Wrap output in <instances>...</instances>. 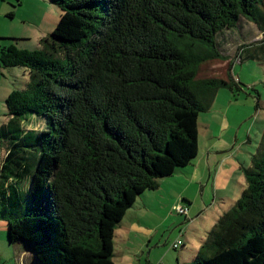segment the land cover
Segmentation results:
<instances>
[{
  "label": "trees",
  "instance_id": "1",
  "mask_svg": "<svg viewBox=\"0 0 264 264\" xmlns=\"http://www.w3.org/2000/svg\"><path fill=\"white\" fill-rule=\"evenodd\" d=\"M48 1L60 18L40 50L0 38L13 42L0 70L28 73L4 99L0 220L27 264H114L124 214L196 159L217 90H239L230 67L196 80L200 64L226 61L217 37L241 19L264 33V0ZM240 170L245 189L200 246L208 257L186 264H264V154Z\"/></svg>",
  "mask_w": 264,
  "mask_h": 264
},
{
  "label": "rangeland",
  "instance_id": "2",
  "mask_svg": "<svg viewBox=\"0 0 264 264\" xmlns=\"http://www.w3.org/2000/svg\"><path fill=\"white\" fill-rule=\"evenodd\" d=\"M59 10L48 0H0V38L17 39L14 43L20 49L40 50L39 39L51 34L58 24ZM9 14H12L11 18L7 17ZM6 39H0V44L13 43L6 42ZM217 41L218 49L226 57V61L216 59L201 63L195 79H226V72L230 67L231 77L237 79L240 86L238 91L233 92L219 88L209 111L198 115L199 157L195 162L198 163L206 154L207 144H217L215 147L220 153L216 155L218 161L215 166L211 165V171H217L219 181L216 187L212 183L207 186L205 197H209V201L205 204V211L198 213V208H202L203 204L200 197H197L198 200H194L191 208L182 200L177 202L182 206H189V214L187 212L180 216L167 209V213L161 215L159 211L155 215L160 226L149 245L151 264H180L181 257L188 263L196 256L206 259L208 255L200 250V246L214 223V217L219 215L218 208H228L234 204L245 189L240 167L250 166L253 156L264 154V33L259 32L252 22L241 19L236 29L220 33ZM249 44H252L249 50L241 52V47ZM27 81L28 73L25 69L14 67L0 70V125L6 122L5 97L13 89H24ZM28 127L38 129L42 124L37 122ZM2 153L0 144V160ZM190 169L191 167L182 171L184 173ZM180 172L173 175L185 176ZM150 194H158V191ZM6 225L0 220V256L13 258L16 246L6 241ZM177 241L181 244L175 250L172 245ZM143 250L144 260L147 259V253L144 248ZM132 254L140 256L138 252ZM25 260L31 262L29 258ZM0 264H5L2 259ZM115 264H118L117 259Z\"/></svg>",
  "mask_w": 264,
  "mask_h": 264
},
{
  "label": "crops",
  "instance_id": "3",
  "mask_svg": "<svg viewBox=\"0 0 264 264\" xmlns=\"http://www.w3.org/2000/svg\"><path fill=\"white\" fill-rule=\"evenodd\" d=\"M216 145L217 144L215 143L207 144L206 154L203 155L197 163L195 160L199 157L198 151L196 159L193 160L192 164L185 168L188 169L191 167V169L186 170L184 173L183 171L185 169L180 172L185 174V176L172 175L163 180L161 179L157 190H145L143 194L135 200L134 205L128 209L126 214H124L118 229H115L114 232V257L112 258L114 264L116 259L118 264H151V248L149 245L151 244L152 238L155 236L158 227L160 226L155 220V215L158 214L159 211L162 215L163 213H167V209L175 211L174 206H181L183 208H187V212L189 214L188 207L190 206L191 208V204L194 200H198L197 197H200L203 204L202 208H198V213L202 210H206L207 207L205 204L209 201V197H205V195H207V186L212 183L213 187H216L217 182L219 181L217 178V171H211V165L213 164L215 166L218 161L216 155L220 153V151L215 147ZM163 186L165 187L161 189ZM160 190L162 193L159 192ZM157 191L158 194H150L151 192ZM146 192L149 194L145 195ZM217 196L218 193L216 191L215 198H217ZM181 200L182 202L188 203L189 206L185 207L184 204L183 206L180 203L177 204V202ZM230 207L231 205H229L228 208H218L217 214L221 216ZM219 215L216 216L220 217ZM217 217H214V222ZM131 246L134 248H131ZM143 248L147 253V259L144 260L142 259L144 255ZM19 250L20 247L16 246V253L13 255V258H2L0 256V259H2L5 264H25L27 252L25 250ZM137 252L140 256L138 254H134L133 256L132 253ZM180 260V264L187 262V260L182 257Z\"/></svg>",
  "mask_w": 264,
  "mask_h": 264
},
{
  "label": "built area",
  "instance_id": "4",
  "mask_svg": "<svg viewBox=\"0 0 264 264\" xmlns=\"http://www.w3.org/2000/svg\"><path fill=\"white\" fill-rule=\"evenodd\" d=\"M174 210H175V212L178 213L179 215H186V213H187L186 208H183V207H181V206H176V207H174ZM180 244H181V242H180V241H177L176 244H173V245H172V248L176 250L177 247H178Z\"/></svg>",
  "mask_w": 264,
  "mask_h": 264
},
{
  "label": "water",
  "instance_id": "5",
  "mask_svg": "<svg viewBox=\"0 0 264 264\" xmlns=\"http://www.w3.org/2000/svg\"><path fill=\"white\" fill-rule=\"evenodd\" d=\"M15 245V244H14ZM15 246H17V245H15ZM26 251V250H25Z\"/></svg>",
  "mask_w": 264,
  "mask_h": 264
}]
</instances>
